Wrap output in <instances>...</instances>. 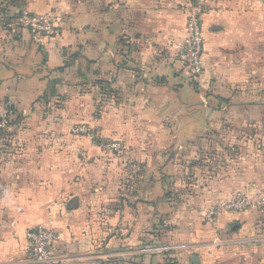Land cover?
I'll list each match as a JSON object with an SVG mask.
<instances>
[{
  "label": "crops",
  "instance_id": "0c3cea01",
  "mask_svg": "<svg viewBox=\"0 0 264 264\" xmlns=\"http://www.w3.org/2000/svg\"><path fill=\"white\" fill-rule=\"evenodd\" d=\"M190 1L0 0L3 21L23 10L60 29L48 38L0 25V117L17 119L9 129L19 146L0 150V264H36L28 234L39 226L56 234L60 264L264 255L256 208L210 224L211 233L239 224L221 247L202 243L200 219L264 188V0L210 6L199 79L177 59ZM99 80L118 91L104 106ZM78 124L95 137L74 135ZM113 141L122 153L106 149ZM213 151L209 170L192 174L191 204L174 208L170 187ZM171 222L181 241L165 230Z\"/></svg>",
  "mask_w": 264,
  "mask_h": 264
},
{
  "label": "built area",
  "instance_id": "2783aa9c",
  "mask_svg": "<svg viewBox=\"0 0 264 264\" xmlns=\"http://www.w3.org/2000/svg\"><path fill=\"white\" fill-rule=\"evenodd\" d=\"M217 0H191L185 5L187 13L186 36L182 48L177 56L185 74L192 79H199L204 70L203 54L205 47V34L203 30V16L210 6ZM14 32L25 30L35 36L57 37L60 29L56 19L51 15H33L23 11L16 19L8 24ZM9 126V117H0V131H5ZM75 132H85V128L74 129ZM107 149L119 151L121 146L117 143L108 144ZM256 208L264 211V192L255 196L241 195L232 201L219 205L211 210V215H219L226 212L241 213ZM210 215V218H211ZM30 242L31 261L36 264H60L54 256V249L57 242L56 234L43 226L36 227L28 234Z\"/></svg>",
  "mask_w": 264,
  "mask_h": 264
},
{
  "label": "rangeland",
  "instance_id": "374dc122",
  "mask_svg": "<svg viewBox=\"0 0 264 264\" xmlns=\"http://www.w3.org/2000/svg\"><path fill=\"white\" fill-rule=\"evenodd\" d=\"M0 10H3L2 12H0V25H2L3 23H1L2 21H3V17H2V15L3 14H7V12H6V10L4 9V8H0ZM23 12V10L22 11H20L19 12V14L17 15V16H15L16 18L21 14ZM33 15H35V14H33ZM9 16H11V15H9L8 14V16L7 17H9ZM39 16H41V15H39ZM15 18V19H16ZM4 25V24H3ZM2 25V26H3ZM11 29V28H10ZM12 30V29H11ZM13 30H14V28H13ZM31 33V32H30ZM33 35V34H32ZM98 99H100V97H98L97 98V101H98ZM96 101V102H97ZM97 105H102V106H104V101H102L101 100V102H99ZM96 105V106H97ZM82 127H84L85 128V132H75V131H73V134L74 135H78V136H85V137H89V138H91V139H93L94 137H95V135L93 134V133H89V131H88V129L84 126V125H82V124H78V125H76V127L74 128V129H80V128H82ZM4 133V132H3ZM16 143V140H15V136H14V134L12 133V132H10V129H9V126H8V128L6 129V131H5V133L4 134H2V137L0 138V150H3V151H5V153L6 154H8V150H9V148L11 149L10 150V152H12V153H16L17 152V147H19L18 145H16L15 144ZM113 143H117V144H119L120 146H121V150H119V151H114V150H110V149H107V150H109V151H112V152H115V153H117V154H119V153H122L123 152V146H122V144L120 143V142H115V141H113V142H109V143H107L106 145H108V144H113ZM7 146V147H6ZM7 148H8V150H7ZM212 154H216V152L215 151H213V152H210V153H207L205 156H204V158H200V159H206V161H207V163H209V158H214L213 156H212ZM200 168H203V166H201ZM135 170H137L138 172H142V170L144 169V167H136L135 166V168H134ZM187 169L188 168H186V171H187ZM204 170H209V166H207V167H205L204 168ZM203 171V170H202ZM194 172H198V173H200V171L199 170H194ZM193 173V171H191L190 172V174H192ZM262 192H264V188H263V190H262ZM257 194H259V192L258 193H255V195H257ZM254 195V196H255ZM258 210V209H257ZM259 211V210H258ZM260 212V211H259ZM179 214H177V216L178 217H176V218H174V220H175V222H179V221H177L182 215H181V212H178ZM261 213V219H260V223H258V225L257 226H260L261 228V230H264V211L263 212H260ZM263 214V215H262ZM181 215V216H180ZM210 215H211V210H208L207 211V213L206 214H204V216H201V218L200 219H203V228H202V231H201V235H202V237H204V239L202 240V243H204L205 245H208V246H214V245H216V246H219V247H221L224 243H225V241H224V237H227V236H229V234H231L230 233V230L231 229H229V227H226V228H223L222 227V229L221 230H219L218 232H216V233H211V231H209V228H210V224H212V222H216L215 220L217 219V218H219V216L221 215V214H219V215H211V218H210ZM173 220V221H174ZM172 221V222H173ZM176 230H178L179 231V228H177V229H175V231ZM203 230H205V231H203ZM174 229L173 230H171V235H172V237H177V239L175 238V240L176 241H181V239H180V237H179V235H178V233H176V235L175 236H173L174 235ZM189 234H187L186 236H188ZM211 235H214L215 237H210ZM179 244V243H178ZM247 254H242L241 256H240V258H238L239 260H240V264H264V255L263 256H260L258 253L257 254H248V256H246ZM237 256H239L238 254H237ZM231 257H233V256H231ZM172 260H174V259H172ZM228 262H229V259H226ZM174 262H176V264H178V262L176 261V260H174ZM227 263V262H226Z\"/></svg>",
  "mask_w": 264,
  "mask_h": 264
},
{
  "label": "trees",
  "instance_id": "16d2710c",
  "mask_svg": "<svg viewBox=\"0 0 264 264\" xmlns=\"http://www.w3.org/2000/svg\"><path fill=\"white\" fill-rule=\"evenodd\" d=\"M15 18H16L15 16H11L8 17L6 21H2L1 23L4 24V25L2 24L3 27L8 28L7 27L8 24L11 23ZM121 42L124 41L121 40ZM113 84H114L113 80H99L95 83V86L98 89L97 90L98 97L100 95V99L102 98V101L109 100L111 97L117 95L118 91L113 87ZM16 120L17 119L15 118H9V126L11 127ZM5 131H0V138L2 137V134L5 133ZM209 160L213 161V158H209ZM207 164L209 163H207L206 159H199L197 161H194L188 166L189 169L188 173L190 174V172L193 171L192 174H195L194 170L204 169L207 166ZM201 166H203V168H200ZM139 174H141V172H137V175ZM192 174L187 175V177L182 180V183L179 186L175 185L176 183H174L172 187H170V190L167 193V197L169 198V201L170 203H172V206L174 208L177 207L176 204H178V206L191 204L192 196L195 192V187L199 186V184L195 181L193 177L194 175ZM164 226H166L165 230H169V229L173 230L176 228V226L172 222L169 224L165 223ZM118 264H125V262H119ZM132 264H137V263H132ZM164 264H176V262H174V260L172 259H169Z\"/></svg>",
  "mask_w": 264,
  "mask_h": 264
},
{
  "label": "water",
  "instance_id": "95a60500",
  "mask_svg": "<svg viewBox=\"0 0 264 264\" xmlns=\"http://www.w3.org/2000/svg\"><path fill=\"white\" fill-rule=\"evenodd\" d=\"M78 207V205H77V202L75 201V203L71 206V208H73V209H75V208H77ZM240 227H239V224H237V223H235V224H233L232 226H231V230L232 231H236V230H238ZM192 264H201L200 263V260H199V258L197 257V256H195L193 259H192Z\"/></svg>",
  "mask_w": 264,
  "mask_h": 264
}]
</instances>
